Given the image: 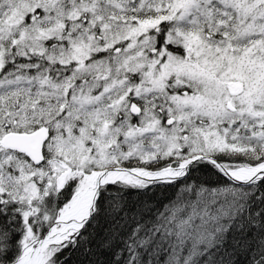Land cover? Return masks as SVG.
<instances>
[{"label": "snow or ice", "instance_id": "obj_1", "mask_svg": "<svg viewBox=\"0 0 264 264\" xmlns=\"http://www.w3.org/2000/svg\"><path fill=\"white\" fill-rule=\"evenodd\" d=\"M0 264H264V0H0Z\"/></svg>", "mask_w": 264, "mask_h": 264}]
</instances>
